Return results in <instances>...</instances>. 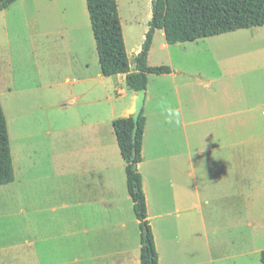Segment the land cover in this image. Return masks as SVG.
Wrapping results in <instances>:
<instances>
[{
	"label": "rangeland",
	"instance_id": "rangeland-1",
	"mask_svg": "<svg viewBox=\"0 0 264 264\" xmlns=\"http://www.w3.org/2000/svg\"><path fill=\"white\" fill-rule=\"evenodd\" d=\"M116 3L131 62L148 29L151 0ZM161 33L153 36L147 63L168 66L182 75L147 77L146 89L153 98L148 109L163 112L148 133L140 172L166 180L187 169L183 155L189 151L191 169L203 186L198 197L177 195L178 207L191 204L193 210L151 221L158 264H260L264 252V26L166 48H162ZM65 61L73 66L64 65ZM120 78L99 74L84 0L72 4L15 0L0 14V105L14 175L12 183L0 186V264H112L110 244L98 238L97 225L104 224L106 211L101 205L84 203L85 195L94 190L104 193L106 184L116 194L113 218L119 213L129 232L135 231L132 204L123 200L124 164L115 140L106 141L104 153L93 152L88 159L103 158L113 174L117 165L120 177L116 179L83 174L111 173L105 165L89 167L92 162L75 154L89 125L102 124L106 133L107 121L122 116L129 107L132 92ZM200 117L207 120L188 124ZM82 124L85 129L80 128ZM227 138L238 139L233 151L226 147ZM178 150L183 155L172 158ZM231 154L236 162L223 161ZM155 156L162 159L150 160ZM150 186L151 200L160 204V190ZM139 243L138 234L127 239L131 256L139 254Z\"/></svg>",
	"mask_w": 264,
	"mask_h": 264
},
{
	"label": "trees",
	"instance_id": "trees-1",
	"mask_svg": "<svg viewBox=\"0 0 264 264\" xmlns=\"http://www.w3.org/2000/svg\"><path fill=\"white\" fill-rule=\"evenodd\" d=\"M15 0H0V12ZM99 71L108 78L124 75L126 88L134 93L145 91L149 75H168V66H149L147 57L154 33L163 32L167 45L197 40L264 26V0H151V19L140 51L128 59L116 0H85ZM145 118L137 120L132 140L131 115L111 123L121 160L124 164L125 188L132 203V213L140 231L139 264H157L151 230L146 220L145 198L137 165L141 162V143ZM13 167L7 125L0 105V186L12 183ZM147 246L143 245V228ZM264 264V252L259 257Z\"/></svg>",
	"mask_w": 264,
	"mask_h": 264
},
{
	"label": "crops",
	"instance_id": "crops-1",
	"mask_svg": "<svg viewBox=\"0 0 264 264\" xmlns=\"http://www.w3.org/2000/svg\"><path fill=\"white\" fill-rule=\"evenodd\" d=\"M67 1L70 4H72L73 0H67ZM84 4H85V0H84ZM85 6H86V4H85ZM5 10L1 11L0 14H2ZM69 30L73 31V29H69ZM157 31H159V30H157ZM62 33H63V30L59 28V41H61V42H63V37H61ZM155 34H156V32L154 33V35ZM161 36L163 37L162 48H166L168 45L164 42L165 41L164 35L162 34ZM93 46L95 49L94 41H93ZM152 46L153 45H151L150 49H152ZM59 50H61L60 44H59ZM139 50H140V48H137L136 53ZM148 59H149V56H148ZM97 64H98V60H97ZM64 65L73 66L70 61H67L66 63H64ZM99 74H100V71H99ZM181 75H182V73H180L178 71L175 73H174V71H171L170 74L163 75V76L161 75V76L162 77H168V78H175V77H179ZM100 76H101V74H100ZM121 76H122V79H124V75H116V76H112V77H116V78L121 79L120 78ZM149 77H155V76H149ZM194 83L197 84L198 86L201 85V83L199 82L198 79H195ZM206 85H208V84H206ZM206 85L204 86V89H206L205 88V87H207ZM130 92H132V91H130ZM135 97H136V93L132 92V95L130 96V105L128 108L125 109L122 116L116 117V118H110V119L108 118L109 120L107 121V129H105L106 133H102V130H101L102 124L95 123V124H91L88 126V129H87L88 131L86 133H83L81 138H80L81 142L77 143L78 145H82V147L78 146L75 149V154H76V152H78L79 156L81 157V158H79V160L85 159V157H86V160L88 162H92L89 165V167L93 166L94 164H97L99 167H102L103 165H105V166L109 167V171H110L112 166L110 164H107V165L104 164L103 158H100L98 156L97 160L94 161V160L88 159V157H89V155H92L93 152H95V154L104 153V151L108 148V146L106 145V141H108L110 143V140L111 141L115 140V137H114L113 132H112L111 123L115 119L126 118L133 113ZM152 101H153V98L150 96V94L148 93V90L146 89L145 90V99H144V104H143V109H142L143 117L145 118V123H144L143 137H142V143H141V162L137 165V172L140 175L141 189H142V192H143V195L145 198L146 220H147L148 226L151 230V235L153 238V245H154L155 251L157 252L156 246L154 244L155 243V236H154L153 229L151 227V221L158 222L159 220L172 218L173 216L179 217L182 213H185V212L188 213V211L193 210L194 207H192L191 204H188L185 206L182 205V207H178L176 205V202H177L176 200L179 199L177 195L182 194L180 197L186 198V197H189V196L194 194L196 197H198V194H196V193H198L199 188H201L203 186V183H200V184L197 183V181L199 182V180L197 178L196 171L191 169V154L189 151H187L185 153V155H183V153H181V150H178L177 153L172 155V158L180 157L183 155V161L188 163V167H187V169L184 167L180 172L172 173L173 175H168V178L166 180H165V178H160L158 175H155V174H150V173L147 174L144 172L143 173L140 172V166L144 162V159H145L144 155L147 152L146 146L148 145V142H149L147 140V136L149 135L148 133H150V131L152 129V124L154 123L153 120L156 119V117L160 113L163 112L160 109L159 110L158 109L149 110L148 104L151 103ZM219 117H222V116L219 115ZM206 120H207L206 117L205 118L200 117L198 120L190 121L188 124H193L197 121L204 122ZM182 123H183V121H182ZM80 128L85 129L86 127H85V125L82 124ZM105 135L107 137H104ZM115 142H116V140H115ZM226 142H227L226 147H228L232 151H233L234 147L238 146V139H235V141H234L233 138H227ZM116 147H117V145H116ZM117 150H118V148H117ZM88 152H90V153L88 154ZM118 152H119V150H118ZM198 155H199L198 156L199 158L203 157L202 153H199ZM236 158H237L236 156L231 154V155L226 156L223 161H225V162H233V161L236 162V160H237ZM74 159L77 160L76 155H75ZM161 159H162L161 156L150 157V160H157L158 161ZM73 161L74 160L71 159V162H73ZM114 167L116 170L115 174H113L111 171H110L111 174H109L108 170H102L100 172L93 171L91 173H89V171H88V172L83 173V174H88V177H91V174H93L94 177L100 176V177L105 178V179H109V176L111 177L110 179H113V176H114V179H116L115 177H117V175H119V177H120V170L118 169L117 165ZM104 169H107V168L105 167ZM121 174H124V167L121 169ZM124 180H125V177H124ZM154 184L157 187L156 190H158V189L160 190V192H159L160 199L158 198L160 204L154 203L151 200L152 188L150 185H154ZM164 190L167 191L166 194L164 193ZM96 191H99V189H96L92 193L85 195L84 199H87V200H86V202L84 201V203L88 204V205H94V203L96 205H101L102 210L106 211V215H104L105 216L104 224L103 225L102 224L97 225V227L100 228L98 230V232L100 234V235H98V238L101 237L103 239L104 243L106 244V246H108V244H110L111 247L109 246L110 252H109L108 257H110L112 255V257H111L112 261L114 260L112 262V264L139 263V254L137 253V254H133V256H131V254L127 251V247L125 244L128 238L131 239L134 236H136L137 234L139 235V241H140V231H139V227H138V221L135 219V221L133 223V226H135V231H133V233H130L126 227L127 223L123 219L120 218L119 213H118V216L114 217L115 219L113 218L112 210L118 208V206L116 205V194H114V189L111 187V184L110 185L106 184V189H105L104 193L102 191V193L98 192V194H97ZM161 191H163V192H161ZM123 200H130L129 197L127 196L126 188H125V195L123 196ZM185 202L186 201H184V203ZM76 203H78V201ZM81 204H82L81 202H80V204L78 203V206H81ZM199 206L200 205H198L197 207H199ZM195 209H197V208H195ZM96 232H97V230H96ZM98 238H97V240H98ZM90 239H93V236ZM81 242H83V239L81 240ZM77 243H79V242H77ZM89 244H90V242H89ZM140 246L141 245L139 243V245L137 246V248L139 250H140ZM157 258H158V256H157ZM74 261L77 262V260H74ZM157 264H158V259H157Z\"/></svg>",
	"mask_w": 264,
	"mask_h": 264
},
{
	"label": "water",
	"instance_id": "water-1",
	"mask_svg": "<svg viewBox=\"0 0 264 264\" xmlns=\"http://www.w3.org/2000/svg\"><path fill=\"white\" fill-rule=\"evenodd\" d=\"M145 99V91H138L136 92V97L134 100V107H133V113L131 114L132 122H133V128H132V140L135 139L136 130H137V120L139 115L142 112L143 104ZM147 239V230L144 227L143 228V245L147 246L148 243L146 241Z\"/></svg>",
	"mask_w": 264,
	"mask_h": 264
},
{
	"label": "clouds",
	"instance_id": "clouds-1",
	"mask_svg": "<svg viewBox=\"0 0 264 264\" xmlns=\"http://www.w3.org/2000/svg\"><path fill=\"white\" fill-rule=\"evenodd\" d=\"M176 114L178 115V112ZM169 122H171V121H169ZM177 123H179V121H177Z\"/></svg>",
	"mask_w": 264,
	"mask_h": 264
}]
</instances>
